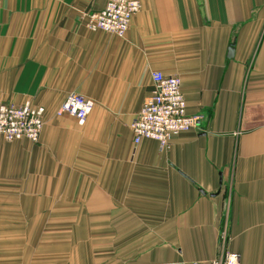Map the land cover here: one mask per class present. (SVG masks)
Segmentation results:
<instances>
[{"label": "crops", "instance_id": "0c3cea01", "mask_svg": "<svg viewBox=\"0 0 264 264\" xmlns=\"http://www.w3.org/2000/svg\"><path fill=\"white\" fill-rule=\"evenodd\" d=\"M140 1L121 39L87 27L106 0H0V102L45 109L0 137V264H264V0ZM153 72L202 116L168 152L130 128Z\"/></svg>", "mask_w": 264, "mask_h": 264}, {"label": "built area", "instance_id": "2783aa9c", "mask_svg": "<svg viewBox=\"0 0 264 264\" xmlns=\"http://www.w3.org/2000/svg\"><path fill=\"white\" fill-rule=\"evenodd\" d=\"M141 9L140 0H106L103 10L89 16L87 27L91 31H101L123 39L130 29L132 19ZM152 82L151 95L130 128L136 146L144 140H152L157 142L160 152H168L171 139L175 135L197 129L202 116L188 113L180 78L153 72ZM94 108L93 100L71 93L56 115L69 116L84 126ZM44 116V108H35L29 103L15 106L0 102V137L7 143L26 139L38 144L45 124ZM211 264H242V258L237 253L223 252Z\"/></svg>", "mask_w": 264, "mask_h": 264}, {"label": "rangeland", "instance_id": "374dc122", "mask_svg": "<svg viewBox=\"0 0 264 264\" xmlns=\"http://www.w3.org/2000/svg\"><path fill=\"white\" fill-rule=\"evenodd\" d=\"M17 145V144H16ZM31 145V144H30ZM8 146H14V144L12 145H8ZM33 148H36L35 146H33ZM26 150H24L21 146H18V148H15L13 150L10 149L9 153H15V154H22L23 152H25ZM26 152H29V151H26ZM33 156V155H32ZM21 164V163H19Z\"/></svg>", "mask_w": 264, "mask_h": 264}, {"label": "water", "instance_id": "95a60500", "mask_svg": "<svg viewBox=\"0 0 264 264\" xmlns=\"http://www.w3.org/2000/svg\"><path fill=\"white\" fill-rule=\"evenodd\" d=\"M229 52H231V53H232V52H233V49L231 48V49L229 50Z\"/></svg>", "mask_w": 264, "mask_h": 264}]
</instances>
